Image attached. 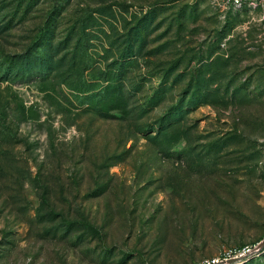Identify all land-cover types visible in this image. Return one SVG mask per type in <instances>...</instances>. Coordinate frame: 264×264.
<instances>
[{
	"label": "rangeland",
	"instance_id": "374dc122",
	"mask_svg": "<svg viewBox=\"0 0 264 264\" xmlns=\"http://www.w3.org/2000/svg\"><path fill=\"white\" fill-rule=\"evenodd\" d=\"M207 263L264 264V0H0V264Z\"/></svg>",
	"mask_w": 264,
	"mask_h": 264
},
{
	"label": "built area",
	"instance_id": "2783aa9c",
	"mask_svg": "<svg viewBox=\"0 0 264 264\" xmlns=\"http://www.w3.org/2000/svg\"><path fill=\"white\" fill-rule=\"evenodd\" d=\"M230 2V5L233 7H241L243 0H228ZM211 264V263H207Z\"/></svg>",
	"mask_w": 264,
	"mask_h": 264
},
{
	"label": "trees",
	"instance_id": "16d2710c",
	"mask_svg": "<svg viewBox=\"0 0 264 264\" xmlns=\"http://www.w3.org/2000/svg\"><path fill=\"white\" fill-rule=\"evenodd\" d=\"M114 98V97H113Z\"/></svg>",
	"mask_w": 264,
	"mask_h": 264
}]
</instances>
